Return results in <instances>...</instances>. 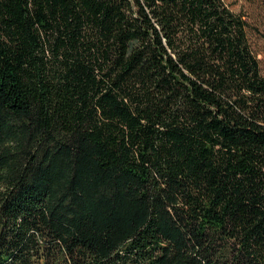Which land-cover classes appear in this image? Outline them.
Masks as SVG:
<instances>
[{"label":"trees","instance_id":"1","mask_svg":"<svg viewBox=\"0 0 264 264\" xmlns=\"http://www.w3.org/2000/svg\"><path fill=\"white\" fill-rule=\"evenodd\" d=\"M229 0H0V264H264V74Z\"/></svg>","mask_w":264,"mask_h":264},{"label":"rangeland","instance_id":"2","mask_svg":"<svg viewBox=\"0 0 264 264\" xmlns=\"http://www.w3.org/2000/svg\"><path fill=\"white\" fill-rule=\"evenodd\" d=\"M231 9L244 16L253 51L264 74V0H229Z\"/></svg>","mask_w":264,"mask_h":264}]
</instances>
